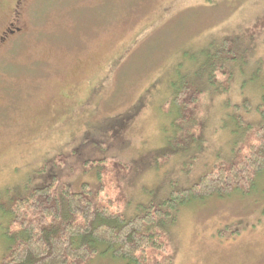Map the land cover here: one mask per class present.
Segmentation results:
<instances>
[{
  "label": "rangeland",
  "instance_id": "obj_1",
  "mask_svg": "<svg viewBox=\"0 0 264 264\" xmlns=\"http://www.w3.org/2000/svg\"><path fill=\"white\" fill-rule=\"evenodd\" d=\"M8 23L19 30L0 43V259L2 209L28 188L87 184L140 214L239 153L235 112L255 120L264 0H0V36ZM225 39L243 48L245 71L192 106L197 136L192 116L177 132L169 84ZM164 232L172 264H264V183L189 201Z\"/></svg>",
  "mask_w": 264,
  "mask_h": 264
},
{
  "label": "trees",
  "instance_id": "obj_2",
  "mask_svg": "<svg viewBox=\"0 0 264 264\" xmlns=\"http://www.w3.org/2000/svg\"><path fill=\"white\" fill-rule=\"evenodd\" d=\"M213 44L193 56L191 73L169 84L172 93L167 104L173 110L166 114L179 133L185 130L183 124L187 126L190 116L196 123L192 106L203 95L214 97L228 92L234 73L240 75L249 63L243 48L234 41ZM260 76L255 120L245 121L235 112L240 139L232 149L239 153L230 162L214 165L196 183L171 191L158 205L149 204L140 214L131 216L125 214L119 201L100 196L99 188L87 184L77 191L68 186L56 191L50 183L28 188L2 209L7 228L0 264H86L99 255L119 264H172L164 228L174 225L182 206L210 196H230L234 191L238 196L248 194L257 181L264 183V71ZM236 87L241 90L242 86ZM243 102L248 105L247 100ZM187 108H191L190 114ZM190 127L197 136L199 127ZM89 139L95 145L105 143L98 137Z\"/></svg>",
  "mask_w": 264,
  "mask_h": 264
},
{
  "label": "flooded vegetation",
  "instance_id": "obj_3",
  "mask_svg": "<svg viewBox=\"0 0 264 264\" xmlns=\"http://www.w3.org/2000/svg\"><path fill=\"white\" fill-rule=\"evenodd\" d=\"M18 7V5H17ZM12 21L14 20V22H16L18 13L16 12V10H12ZM13 24L14 23H8V26L4 29L2 36H0V43L2 41H4L8 36L13 35V33L15 34L16 30H19V28H13ZM13 28V29H12Z\"/></svg>",
  "mask_w": 264,
  "mask_h": 264
}]
</instances>
